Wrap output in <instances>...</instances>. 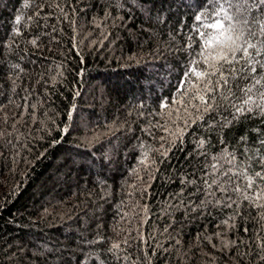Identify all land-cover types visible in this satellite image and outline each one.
I'll use <instances>...</instances> for the list:
<instances>
[{"label":"trees","instance_id":"trees-1","mask_svg":"<svg viewBox=\"0 0 264 264\" xmlns=\"http://www.w3.org/2000/svg\"><path fill=\"white\" fill-rule=\"evenodd\" d=\"M206 3L0 0V264H264V208L224 183L227 153L261 170L264 116L173 103Z\"/></svg>","mask_w":264,"mask_h":264},{"label":"snow or ice","instance_id":"snow-or-ice-1","mask_svg":"<svg viewBox=\"0 0 264 264\" xmlns=\"http://www.w3.org/2000/svg\"><path fill=\"white\" fill-rule=\"evenodd\" d=\"M204 9L195 16V31L199 33L201 50L189 61L177 88L180 98L173 101L183 109L185 126H189V121L195 123L203 120L205 115L217 111L220 107L232 109L231 119L224 117L223 122L219 124L221 130L246 113L259 111V114L264 116V72L257 71L258 68L264 69V0H207ZM19 19L17 17V23ZM189 41L191 47V37ZM201 64L203 67H200ZM192 77H195V80ZM238 79L248 80L249 84L240 86L234 83ZM237 89L242 95L238 94ZM194 101L198 103H193ZM180 116L178 111L177 119ZM209 123L217 122L211 118ZM182 132L183 129H177L171 134L179 139L178 134ZM247 139V136L240 137L242 142ZM200 143L203 145L204 141ZM259 143L264 145V139L259 140ZM167 151L169 150H165V155ZM256 151L261 170L254 173H249L247 167L234 171L233 169L238 167L235 154L227 153V156L231 157L227 162L232 167L224 173H231L229 180L224 183H231L233 176L243 177L246 188L242 189L237 185L232 190L236 193H254L245 194L243 199L258 208H264V184L258 183L264 182V153L259 149ZM212 167L216 168V165L213 164ZM211 183L216 184L217 181L213 180ZM218 186L227 192L223 184ZM232 204H236L239 214V202L232 200L227 206L231 207ZM261 219L264 220V213H261ZM117 248L119 245L114 243L110 251Z\"/></svg>","mask_w":264,"mask_h":264}]
</instances>
